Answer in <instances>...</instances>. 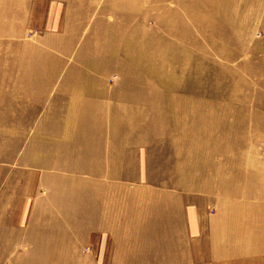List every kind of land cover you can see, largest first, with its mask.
I'll return each mask as SVG.
<instances>
[{"label": "rangeland", "instance_id": "1", "mask_svg": "<svg viewBox=\"0 0 264 264\" xmlns=\"http://www.w3.org/2000/svg\"><path fill=\"white\" fill-rule=\"evenodd\" d=\"M251 167L264 0H0V264H264Z\"/></svg>", "mask_w": 264, "mask_h": 264}, {"label": "bare ground", "instance_id": "2", "mask_svg": "<svg viewBox=\"0 0 264 264\" xmlns=\"http://www.w3.org/2000/svg\"><path fill=\"white\" fill-rule=\"evenodd\" d=\"M219 4V3H218ZM156 54V53H155ZM157 55V54H156ZM243 160H241L242 162ZM244 162H242V165H248V164H243ZM251 165V164H250ZM245 167V166H244ZM253 167H251L249 170V179L253 180L255 188L253 187H248L245 188L244 190H241L240 195L242 197H248V198H256L258 201H261V199H264V173L260 172L258 169H254L252 170ZM247 170V171H248ZM251 170V171H250ZM245 174V173H244ZM228 176V175H226ZM239 177H243V174L241 172V174H239ZM227 178V177H226ZM219 179V178H218ZM224 179V178H223ZM215 181H218L215 179ZM259 227L261 229L264 230V225L263 224H259ZM259 241L261 242V245L258 247L259 250L264 251V236L261 234H259L258 236ZM258 241V240H257ZM232 251V250H231ZM233 252V251H232Z\"/></svg>", "mask_w": 264, "mask_h": 264}, {"label": "crops", "instance_id": "3", "mask_svg": "<svg viewBox=\"0 0 264 264\" xmlns=\"http://www.w3.org/2000/svg\"><path fill=\"white\" fill-rule=\"evenodd\" d=\"M186 210L187 211H186L185 214L187 215V222L189 224V229L191 231L190 233L192 235H195V233L197 232V230H198V232H200V225H199L200 219H199V215L196 214L195 211L192 210L190 207H188ZM188 210H191V213ZM99 229H101V227ZM97 237L98 238H96L95 240H100L101 243H102V238L105 237V232L98 233ZM106 238H108V237H106Z\"/></svg>", "mask_w": 264, "mask_h": 264}]
</instances>
